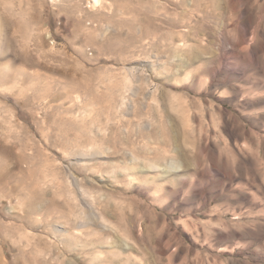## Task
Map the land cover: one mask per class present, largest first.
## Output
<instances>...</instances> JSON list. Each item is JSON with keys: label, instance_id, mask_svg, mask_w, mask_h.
Listing matches in <instances>:
<instances>
[{"label": "rangeland", "instance_id": "374dc122", "mask_svg": "<svg viewBox=\"0 0 264 264\" xmlns=\"http://www.w3.org/2000/svg\"><path fill=\"white\" fill-rule=\"evenodd\" d=\"M0 264H264V0H0Z\"/></svg>", "mask_w": 264, "mask_h": 264}, {"label": "bare ground", "instance_id": "6f19581e", "mask_svg": "<svg viewBox=\"0 0 264 264\" xmlns=\"http://www.w3.org/2000/svg\"><path fill=\"white\" fill-rule=\"evenodd\" d=\"M98 1H100V0H96V2H98Z\"/></svg>", "mask_w": 264, "mask_h": 264}]
</instances>
